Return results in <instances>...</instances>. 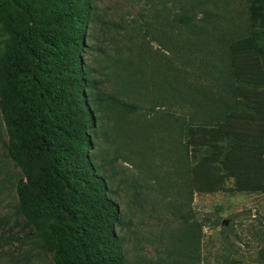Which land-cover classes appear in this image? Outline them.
Segmentation results:
<instances>
[{"label":"trees","instance_id":"16d2710c","mask_svg":"<svg viewBox=\"0 0 264 264\" xmlns=\"http://www.w3.org/2000/svg\"><path fill=\"white\" fill-rule=\"evenodd\" d=\"M216 2L153 18L195 30L197 13ZM245 2L232 29L196 32L218 58H204L215 91L190 101L202 104L183 128L190 193L225 191L232 180L229 191L264 194V0ZM95 10L94 0H0V147L22 175L17 211L52 264H129L116 231L121 213L93 154L98 82L83 57Z\"/></svg>","mask_w":264,"mask_h":264},{"label":"rangeland","instance_id":"374dc122","mask_svg":"<svg viewBox=\"0 0 264 264\" xmlns=\"http://www.w3.org/2000/svg\"><path fill=\"white\" fill-rule=\"evenodd\" d=\"M192 1L94 0L100 20L88 29L83 57L98 82L91 90L99 107L93 154L121 213L116 231L129 264H261L264 194L229 191L232 180L214 194L187 187L192 163L183 128L202 104L190 101L215 91L204 58H218L211 44H202L205 34L196 32L232 29L245 19L239 12L246 4L216 0L207 16L197 13L195 30L153 18L179 13ZM110 98L138 110L123 112ZM21 177L0 147L1 264H52L17 211ZM188 241H196L194 258Z\"/></svg>","mask_w":264,"mask_h":264}]
</instances>
